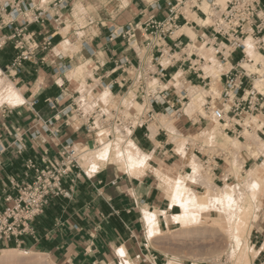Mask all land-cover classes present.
Wrapping results in <instances>:
<instances>
[{
  "label": "crops",
  "instance_id": "0c3cea01",
  "mask_svg": "<svg viewBox=\"0 0 264 264\" xmlns=\"http://www.w3.org/2000/svg\"><path fill=\"white\" fill-rule=\"evenodd\" d=\"M52 1L46 0V3ZM157 3L163 7L162 10H157ZM188 12L195 15L194 20L187 18L193 25L183 26L184 29L174 35L179 36L175 42L173 36V40L168 39L166 42L169 48H173L176 43L177 49L172 50L176 53L189 41H198L204 33L200 29L204 26L200 15L190 9ZM58 14L59 25L50 22L33 24L27 28V33L34 36L40 48L19 69L11 67L17 55L11 44L0 51L1 77L12 85V89L6 85V93L1 94V101L7 102L10 107H0V212L6 206L3 198L8 195L15 197L17 187L33 179L32 171L25 177L24 165L28 160H35L38 165L41 159L59 161L67 145L72 149L76 145L84 150L87 145L83 143L91 141L85 125L81 123L76 126L77 121L72 122L73 117L64 113L73 109L76 100L81 98L79 90L69 89L73 81L79 86L83 82L87 87L95 85L98 93L107 91L108 96L114 99L126 97L129 90L135 88L131 83L134 78L132 69L137 66L148 69L152 64L151 72H155L152 79L161 84L181 72V82L203 86L187 71L188 64L161 63L157 50L146 48L143 43L144 34L140 26L150 17L158 20L164 18L166 10L163 1L67 0ZM185 14L189 17L188 13ZM129 26L139 29L134 32L136 41L130 45L127 39L117 36ZM112 33L115 37L113 40L110 39ZM47 38H51V46L44 50L42 46ZM235 62H230V65L235 66ZM120 64H125V67H120ZM82 67L86 71L83 77H78L77 70ZM73 68H77L76 76H72L70 81L69 74ZM124 68L123 73L121 69ZM160 70L165 77H160ZM12 90L17 92L23 103L14 106L10 97ZM219 90L221 92L220 86ZM136 96L138 98V93ZM174 99L171 95L170 100ZM134 103L142 106L138 101ZM152 109L156 115L163 113L161 107L154 106ZM184 115L178 120L182 131L195 132L199 129L201 120L193 122L188 115ZM148 127L147 132L137 129L132 137L130 134L139 151L153 154L148 164H144L148 168L140 169L142 175L131 174L136 169L130 168L125 157L121 160L122 168L112 161L103 163L93 175L81 168L78 178L70 175L62 182L68 197L51 198L44 213L30 224L33 236L24 235L17 240L0 242V250L25 245L58 264H123V260L135 264H167L169 257L155 248L159 246L157 240H149L152 233L149 234L144 212L156 213L159 230L166 233L174 231L176 225L172 217L178 214V206H171L165 184L156 178L154 171L165 180L169 173L182 175L191 169L185 164L186 161L178 159L173 148L167 149L169 145L173 147L166 137L168 131L162 129L167 133L164 134L159 129L153 142L149 139ZM93 148H98L97 144ZM113 164L118 166V170L111 167ZM166 169L172 172L166 175ZM222 174L223 169L219 166L212 175L215 184L220 183ZM189 186L202 188L194 184ZM262 208L264 214V200ZM262 228L264 217L252 226L250 248L264 246ZM117 247L124 248L125 257L116 254ZM251 263L263 264L264 259L251 257Z\"/></svg>",
  "mask_w": 264,
  "mask_h": 264
},
{
  "label": "built area",
  "instance_id": "2783aa9c",
  "mask_svg": "<svg viewBox=\"0 0 264 264\" xmlns=\"http://www.w3.org/2000/svg\"><path fill=\"white\" fill-rule=\"evenodd\" d=\"M66 1L53 0L50 3L45 2L43 7H40L41 2L36 3L35 0H0V51L7 44L12 45L17 55L11 67L19 69L22 63L29 61L40 48L35 42L34 36L27 33V28L33 24L50 22L59 25L58 12L66 5ZM159 1L164 3L166 10L164 18L158 20L156 17H150L140 26V30L144 34L145 47L156 49L159 60L166 52L170 59L169 64H188L187 71H190L201 82L202 88L210 92L211 78L205 76L203 69L200 68L204 65L205 60L194 51L188 53L190 44L194 45V42L189 41L177 53L175 50L172 51L177 49L176 43L173 48H169L166 43L168 39L173 40L172 36L179 28L191 23L188 21L184 9L187 4H192L191 11L198 13L203 21L208 18L210 20V24L200 27L204 33L199 36L198 41L195 42L196 45L215 51V58L223 65L231 64L233 57L239 55L238 60L234 63L236 65L226 71L223 70L224 72L222 71L219 75L217 83L221 88L220 104L212 96H207L203 105L204 115L215 120L225 135L242 141H245V138L241 124L245 119L260 116L263 121L256 120V127L249 128V131L254 132L264 142V95L254 88L255 81L259 78L264 80V75L261 77L257 73H250L241 65L242 62H249L244 47V42L249 37L255 42L256 51L264 55V16L261 15L264 13V0H224L223 6L216 4L215 0ZM203 2H207L210 6L208 15L199 8ZM155 7L157 10L163 9L158 3ZM153 8L151 6V10ZM181 21L182 24H180ZM136 30L139 31L137 27L132 29L129 26L126 30H121L117 36L127 39L128 45H130L136 41L134 35ZM114 38V33H112L110 39ZM176 40L178 38H175L173 42ZM50 46L51 38H47L42 48L45 50ZM176 55H179L178 58ZM149 66L148 69H140L139 66L132 69L134 78L131 83L135 85L138 93L136 100L144 107L141 124H135L133 117L124 114L122 106L106 111L104 105L97 102L93 111L87 116L88 126H84L87 134L94 132L97 134L101 131L104 133V138L112 141L118 133L125 136L127 132H131L132 137L137 129H145L147 132L148 123H152L156 116L152 109L154 106L161 107L162 114H169L175 120H179L182 115L185 116L184 106L188 99L185 94H182L183 91L177 95L162 89L159 85L148 89L147 80L152 79L155 75V72L150 71L152 64ZM120 67H125V64H120ZM121 70L123 73L125 72V68ZM159 74H161L160 77H165L161 70ZM172 79L173 76L167 80L166 84ZM182 83L190 85V82L182 81ZM171 95L175 98L173 101L170 100ZM78 103L80 102H77L73 109L64 113L71 117L74 114L77 117H82L83 114ZM217 105H220L221 109L216 108ZM198 120L207 121L202 116H199ZM97 125L100 127L98 128ZM162 132L166 133L164 130ZM93 145L96 146L95 141H93ZM71 150L72 148H69L68 145L64 147L59 161L41 159L40 165L35 160H28L25 163V177L29 171H32L34 176L31 181L17 187L15 197L8 195L3 198L6 206L0 212V242L17 240L24 235L33 236L30 224L44 213L49 200L68 197V193L62 187L63 180L70 175L78 178L81 172V168L74 160L65 162L66 158L67 160L70 158ZM220 156L207 155L204 157L205 168L210 165L208 164L210 161L213 162V165L210 166L212 175L219 167L218 162H222L224 165L223 157H228L225 152H222ZM258 160L260 157L256 160L248 159L244 167L248 162ZM220 183L223 184L221 180Z\"/></svg>",
  "mask_w": 264,
  "mask_h": 264
},
{
  "label": "rangeland",
  "instance_id": "374dc122",
  "mask_svg": "<svg viewBox=\"0 0 264 264\" xmlns=\"http://www.w3.org/2000/svg\"><path fill=\"white\" fill-rule=\"evenodd\" d=\"M35 2L36 3L37 2H41V0H35ZM187 6L191 7L192 4L189 3V4L186 5V7ZM184 12H185V9H184ZM187 12L188 11L186 10V13ZM190 16L192 18L193 17L195 18V15H191L190 14ZM192 25L193 24H189V26H192ZM186 40H187V38H186ZM207 50L209 52H213V51H211V49H207ZM209 56L210 55H208V62H210L212 65H208L206 63L207 65L204 64L202 67H200L201 69H204V72H206V69L209 66H213L214 65V68L216 70H220L217 73V75H219L221 70H223L225 68L228 69L230 67L229 65H227L226 67H223V65H221V64H219L217 62L213 63V61L209 59ZM238 58H239V55H235L233 57V59H232V62L237 61ZM242 66H243V68H245L247 70V67L244 66V64H242ZM76 69L77 68H73V70L69 74L70 81H71V77L72 76H76V71H75ZM226 69L224 71H226ZM150 71H152V69H150ZM77 72H79V70H77ZM1 74L2 73L0 72V82H5V84L9 88H11L12 85L9 84V82L6 81V79L1 77ZM82 77H83V75H82ZM209 77L213 81V77L215 78V75H209ZM149 81H152V80H149V79L147 80V87L150 90L151 88H149V84H148ZM216 81H218V79H216ZM83 83L80 86V88L78 89V90L81 89L79 91L80 97L82 96L83 99L85 98V100H81V101L79 100L80 103H78V107L81 110L83 116L82 117H80V116L77 117L76 114H74L72 122L75 123L77 121L76 126L80 125L81 123L86 125V126H88L87 116L93 111V108L97 105V102H101L104 105V108H105L106 111H109L111 109H116L118 106H122L124 114L133 117L135 124H138L137 123L138 120L135 118V116H134L135 114H134V111H133L134 107L135 108L137 107V103L136 104L134 103V102H137L135 100V98L137 97L136 96L137 95L136 88L129 90V92L131 91V93L134 94V97L132 98V101H131V103L133 102L134 105L132 106V108H130L131 106L128 107L126 105V102H125L130 93H128V95L125 97V99H124V96H122L120 98L118 97L116 99L107 96L106 98L102 99L101 97H103L104 91H101V92L98 93L96 91L97 86L94 85V86L87 87L85 85V83L84 84ZM179 83L180 84L177 85L178 87H174L172 85V86L167 87L166 90H169V91L170 90H174V92L177 93L178 95L180 94V92L184 91L185 89L187 90L188 85H183V83L181 82V77L179 78ZM205 90L208 91L207 89H205ZM216 90H217V95L212 96V97H213L214 100H218V103L220 104L221 100L219 98V96H220L219 87ZM3 93H6L5 88H0V107L3 106V105L9 106L7 102L1 101V97H3L1 94H3ZM259 93L263 94L264 91L262 90ZM133 94H132V96H133ZM14 95H18L16 91L11 92L10 97L12 98L14 106H17L20 103H16V101L14 99ZM209 95H211V94H209ZM209 95H207V96H209ZM105 100L108 101V102H105ZM82 101L86 102V104L84 102H82ZM76 102H78V101L76 100ZM122 103H123V105H122ZM204 104H205V100H203L201 102L202 107H203ZM84 105H86V106H84ZM184 108H185V106H184ZM216 108L221 109V106L217 105ZM85 110H86V113H87L86 116H84L85 115ZM184 110H186V112H187V108L184 109ZM202 110H203V108H202ZM142 114H143V112H141L140 116L138 117V118H140V120H142L141 119ZM197 114L198 113H193V116L194 117L196 116L198 119H199V116H202L207 121H205V122L202 121L201 124L199 125V129H197L195 132H189V131L185 132V131H182V130L181 131L171 130L169 132V134L166 133L167 134L166 137H167L168 143L173 145V147L171 145H169V147H167V149L173 148V153L178 156V159H181V160H182V158H181L182 156L177 154V152L175 151L176 150L175 147H176V142L178 140H181L182 138L184 139L182 148L184 149V151L186 153L188 152V155H189L190 158L194 157V158H191V159H194V160H188L185 163V164H187L190 167L191 173L188 170V171H184L182 173V175L179 174V173H177V175H173V173L172 174L169 173L167 175V173L169 171H171V170L170 169H166L165 171H166L167 179L165 178V180H163L154 171V174H155L156 178L158 180H161L163 182V184H165L164 186L166 187V195H167V198L170 201V204L172 203V200H175V199H177L178 202H179V204H177V203L176 204L175 203L171 204V206L177 205L178 206L177 208L179 209V210L176 209V213H178V214L176 216L172 217V220L178 219V217L182 214V208L184 206L183 204L185 203V197L190 195V194L194 195V194L198 193V196L196 195V197L194 199L195 203L204 205V207H209L210 206V200L200 196L207 189L206 182L209 183V184L210 183H214L212 174L210 172V169H211L210 166L213 165V162L210 161L208 163L210 165L207 166V168H205L204 165H203V161L205 159L202 158L204 155L221 157L220 154L222 152L226 153V155L228 157H223L224 161H225V164L222 165V162H218V165L223 169V173L224 172H228V176H229L228 178L229 179L227 181V184H237V185L241 186L243 184L244 179L247 178L249 170L251 172H257L258 171L259 174L262 177L264 175V154H262L260 156V160H258L256 162L250 161V162H248L246 164V166L244 168H241L239 166V164H238V161L241 162L242 164H245L246 160L251 159V158L246 156V153L243 150L238 155H235L232 158L229 155V153L227 152V149L225 148L226 146L229 145L230 141H229L228 138H226V136H224V133L220 130V128L218 126V123L216 121L214 123V121L210 117H207L204 114L203 115L202 114L201 115H199V114L197 115ZM187 115L192 119V117L190 116L191 114H187ZM209 118L211 119V121H210ZM79 120H81V121H79ZM171 120H173V122L176 123L178 128L181 127V123L178 122V120L176 121L174 117H171ZM245 120H248V119H245ZM256 120L263 121L262 117H260V116L256 117ZM256 120H255V122H256ZM151 124H153V122L152 123H148V125H151ZM213 126L215 127L214 132H215V135H216V141L213 142V143L206 142L203 139V136H200V132L203 133V132H206V131H210ZM142 131L144 132L143 129H142ZM94 133H90L88 135H89V137L92 140L93 139H95V140L97 139L98 140V143H97L98 148H92V149H96L95 150L96 151L95 154L91 155V157L89 156L84 161L79 160V162H82L84 164L88 163L89 161L93 160L94 156L96 154H98L99 151L103 150L107 146V150L109 151V155H110L109 158L112 159V160L109 159L108 161L116 162L122 168L121 160H123L124 157H125L124 153L122 151H124V147H126V141L123 142L122 135L120 133H118L114 137V139L111 141L109 139L107 140L106 138H99V135H95ZM195 133L197 134L196 135L197 137L196 136L195 137L192 136V135H195ZM252 133L255 134L254 132H252ZM229 137L234 139V137H232V136H229ZM185 138L187 140H185ZM101 140L104 141L103 144L101 143ZM239 141H241L242 143L243 142L245 143V141H242V140H239ZM83 145L85 146L86 144L83 143ZM203 146H206V147L204 148ZM92 149H87V150H92ZM114 149H116V151ZM87 150H85V151L81 150L79 148V146L75 145V147L73 148V153H74V156H75L76 154L85 153V152H87ZM190 154L193 155V156H191ZM71 160H74L77 163V161L75 159H71ZM68 161H70V160H67V158H66L65 162L67 163ZM145 162H146V164H148V161H145ZM103 163H105V162H102V165H103ZM106 167H108V165ZM111 167L116 168L118 170V166L116 164H113ZM228 167H231V168L229 169ZM144 168L147 169L148 165H144L142 169H144ZM194 168L196 170L195 172L193 171ZM86 170H87V168H86ZM195 175H197V176H195ZM189 177H191L192 179H189ZM222 177H223V174L221 175L220 179H222ZM176 178H180V179L183 180V185L184 186L182 188H179V186L176 185V183H175L176 182ZM193 179L196 180V183H193ZM257 180L258 179H256V181ZM261 180L262 179H260V177H259L258 182L261 183L262 182ZM222 182H223V184L222 183H217L216 185L221 187V188H224L226 186L225 185L226 183H224V181H222ZM189 184L199 185L202 188L201 189H194L193 187H190ZM233 195H234V197H232V199H235V201H234L235 203L233 204L232 207H235L236 209L237 208L239 209L241 207V201H243V200H245L246 204L250 206L251 209L249 211V215L247 217V220H246V222H244V225L242 226L243 227L242 230L239 231L236 234L237 237L236 236L235 237H230L227 241L225 239L228 238V237H226L225 239L222 237L219 240H215L213 244L215 246L219 245V246H217L218 248L222 247V249H224L222 254H220V256L218 258L214 259L211 263H207V262L201 261L203 263H206V264H252L251 263V257H252L251 256V250L252 249L249 246V236H250V232H251L252 226L260 218L264 217L263 208H262V203H263V200H264V193H262V195H260L256 190H253L252 188H249V187L248 188L244 187L241 190H238V192L236 194L233 193ZM189 209H190L189 211L192 213L193 212L192 208L190 207ZM201 216H204V213H202ZM214 217L215 218L213 219V221H220V222H225L226 221L225 214L223 212H220L219 210L214 213ZM204 221L206 223H209L211 220H210V218H204ZM155 222H157V225L155 227L153 226L152 230H154V231L152 232L151 237H149V240L152 242L153 240L156 239V237L158 235H162V234L165 235V237L160 238V239L157 240V242L159 243V246L155 247L157 250L162 251L163 253H165V251H171V250L175 251V249H177V246L181 247L182 243H185L187 241V240L186 241L178 240V238L176 239L175 238L176 234H170V232L161 233V231L159 230V226H158V220L156 219ZM184 226H179V227L175 226L174 227V231L176 230V232H178L179 229L184 228ZM193 241H194L193 245L196 244V243L199 245L200 242H201V240H199V239H195ZM187 242H189V241H187ZM210 242H212L210 239H206L205 240V243L209 244ZM179 243H181V244H179ZM189 243H191V242H189ZM197 244H196V246H198ZM169 247H170V249H169ZM8 249H13V248L9 247L7 249L4 248L3 250H8ZM14 249L26 252L29 255L25 256V258H23L21 260L0 262V264H33L32 260H34V259H31V256H30L32 254V252H35V253H38V254L42 255L43 261L46 264H58L55 261H50L49 258L46 255L42 254L41 252L30 250L29 246L22 245L21 248H14ZM166 255L169 257L168 261L173 260L174 263H177V264H186V263L199 264V263H201L200 261L195 262V260H193L191 258H181V257L180 258H173L172 256H170L168 254H166ZM126 261L129 262V260H126ZM40 264H42V263H40Z\"/></svg>",
  "mask_w": 264,
  "mask_h": 264
},
{
  "label": "bare ground",
  "instance_id": "6f19581e",
  "mask_svg": "<svg viewBox=\"0 0 264 264\" xmlns=\"http://www.w3.org/2000/svg\"><path fill=\"white\" fill-rule=\"evenodd\" d=\"M215 3L223 6L224 0H215ZM200 7L202 9V10L201 9L200 10L203 13H205L207 15L210 13V6L208 5L207 2H203L199 6V8ZM189 9H190V6H187L185 8V13H186V10L188 11ZM187 13L189 14L188 15L189 17H187V18L194 20V17L192 18L190 16V12H187ZM192 15H194V14H192ZM199 24L201 25L200 21H199ZM203 24L204 25L210 24L209 18L206 21H204ZM182 28L183 27L179 28V30H182ZM174 35H173L174 39L179 37V36L175 37ZM245 42H244L245 53H246L247 58L249 59V62H242L241 65L244 64V66L247 67L248 72L257 73V74L261 75V77H263V75H264V55L258 53L255 49V46L251 50V55H249L250 50L247 48V45ZM189 49H190V51H188V53L189 52L191 53L194 51L198 56L202 57L205 60V63H204L205 65H207V64L212 65L210 62H208V55H210L209 59L212 60L213 63L217 62V63L221 64L214 56L215 51L209 52L204 46H202V47L197 46L195 42H194V45L190 44ZM176 56L178 58L179 55H176ZM160 62L165 63V64L170 63V59H169L168 54L166 52H164V56ZM221 65H223V64H221ZM227 65H229L231 67V65L229 63H227L226 65H223V67H226ZM84 68L82 67V68L78 69L79 70L78 77H80L86 71ZM225 69H223V70H225ZM228 69H226V70H228ZM223 70H221V72ZM203 71H204V69H203ZM219 71L220 70H216L214 68V65H213V66H209L206 69V72H204L205 76L215 75V78L213 77V81L211 80V82L209 84L211 92L206 91L202 87L191 86V85L188 86L187 90L185 89L182 92V94H185L187 99H188V102L185 104V108H184V109L187 108V112H186V110H184V113L185 114L186 113L191 114L190 116L192 117L193 122H196L198 120V118L196 116H195L196 118L193 116V113H198L199 115L204 114L203 110H202L203 107L201 105V102L203 100H205L207 95H209V94H211L210 96L217 95L216 89L219 86H218L216 79H219L220 74L217 75V73ZM180 76H181V72L177 73L175 76H173L172 81H170L168 84H166V83L161 84L156 79H150L152 81H149V83H148L149 88L153 89L157 85H159L162 89H164V88L166 89L167 87L172 86V85L174 87H178L177 85L180 84L179 83ZM0 86H1L0 88H6L5 82H0ZM79 88H80V86L77 85V82L73 81L71 83V87L69 89H70V91H74V90H78ZM254 88L259 92L262 90L264 91V80H263V78H259L255 81ZM128 93H130V94L127 97L125 102H126V105L128 107L131 106L130 108H132V106L134 104H133V102L131 103V101H132V98L134 97V94L131 93V91ZM132 94H133V96H132ZM263 95H264V93H263ZM124 99H125V97H124ZM79 100L80 101L85 100V98L83 99L81 96V98H79L77 101L79 102ZM82 102H84V101H82ZM84 103L86 104V102H84ZM122 105H123V103H122ZM84 106H86V105H84ZM133 111L135 114L134 115L135 118L138 120L137 123L141 124V120L138 117L140 116L141 112H144V107L137 105L136 108L134 107ZM255 120H256V117L255 118L253 117L251 119L245 120L244 123L241 124V126L243 128V137L245 138V143L244 142L242 143L241 141H239L235 138L233 139V138L224 134V136H226V138H228L230 141L229 145L226 146L225 148L227 149V152L229 153V155L232 158L235 155H238L240 152H242V150L246 153V156H248L249 158L254 159V160L259 158L262 154H264V142L262 140H260L256 134H253L251 131H249V128L256 127ZM210 121H211V119H210ZM213 121L215 123V120H213ZM214 126L212 127L213 130L211 129L212 131L210 130V131H206L203 133L200 132V136H203V139L206 142L213 143L216 141V135L214 132L215 127ZM159 129L160 130L164 129L168 132H170L171 130H174V131L183 130V129L178 128L175 125L173 120H171V117L169 114H167V115L166 114H160V115L155 116L153 124L149 125V127H148L149 139L151 141L155 142V136L157 135ZM100 132H98V133H100ZM130 134H131V132H127L125 134V136H122L123 142L126 141V147H124V151H122V152L124 153V156L126 158L128 165L130 166L133 163H138V161L143 159L144 157H150L146 161H149L150 159H152L153 158L152 153H143V152L139 151V149L132 142V140L130 138ZM95 135H99V134H95ZM196 135L197 134L195 133V135H192V136L195 137ZM99 138H104V137H101L99 135ZM185 140H187V139L185 138ZM91 141H92V143H93V141H95L96 144L98 143L97 139L96 140L91 139ZM183 142H184L183 138L176 142V147H175L176 150L175 151L177 152L178 155L182 156L181 158L184 161L194 160V159H191L194 157L190 158L188 155V152L186 153L184 151V149L182 148ZM88 148L89 147L86 146L84 148V151ZM95 150L96 149L87 150V152H85V153L76 154L74 156L73 149H72L71 150V156L68 160L75 159L77 161V164L80 166V168H82L85 171L86 170L85 164L82 162H79V160L84 161L89 156L91 157V155L95 154V152H96ZM114 150L116 151V149H114ZM153 152H154V150H153ZM108 154H109V151H108ZM191 156H193V155H191ZM129 158H131V159H129ZM238 164L241 168H243L244 164H242L239 161H238ZM228 168L230 169L231 167H228ZM195 176H197V175H195ZM228 177H229L228 172H224L223 177L221 179L222 181H224V183H226L225 184L226 186L224 188H221L214 183L209 184L206 182L207 189L200 196L210 200V206L209 207H204V205L197 204L194 202V199H195L196 195L198 196V193H196L194 195L190 194V195L185 197V203L183 204L184 206L182 208V214L178 217V219L172 220L173 224H175L178 227L184 226V225L185 226H184V228L179 229L178 232H176V230L171 231L170 234H176L175 235L176 239L178 238V240H182V241L187 240L191 243L186 241L185 243H182L181 247L177 246V249H175V251L174 250L165 251L166 254L172 256L173 258H180V257L181 258H191V259L195 260V262L203 261V262L211 263L214 259L218 258L224 250V249H222V247L221 248L219 247L220 248L219 249L217 247L219 245L215 246L213 244L214 241L219 240L222 237L224 239L226 237H228L225 239L226 241L230 237H235V236L237 237L236 234L242 230V228H243L242 226L244 225V222H246L247 217L249 215V211L251 208L249 205L246 204L245 200L241 201V207L239 209L232 207L233 204L235 203L234 202L235 199H232V197H234L233 193L236 194L238 192V190H241L244 187L251 188V184L254 182L257 185H259V187L256 189V191L260 195H262V193H264V180H263L264 175L262 177L258 171L257 172L248 171L247 178L244 179L243 184L241 186H239L237 184H227ZM259 177H260V179H262L261 183L258 182ZM256 179H258V180L256 181ZM177 180L180 181L179 188H182L184 186L183 180L180 178H176V181ZM174 203L179 204L177 199L172 200L171 204H174ZM190 207L193 210L192 213L189 211ZM218 210L225 214V216H226L225 222L213 221V219L215 218L214 213ZM202 213H204V216H201ZM204 218H210L211 221L209 223H206L204 221ZM156 219H157V216L155 213V219L152 222V224L150 225L147 222L148 229L151 227V230H152L153 226L155 227L157 225V222H155ZM153 231L154 230H152V232ZM163 237H165V235H163V234L158 235L155 240H158V239L163 238ZM195 239L201 240L199 245L196 243L198 246H196V244L193 245V242H194L193 240H195ZM206 239H210L212 242H210L209 244L205 243ZM179 244H181V243H179ZM169 249H170V247H169ZM27 255H29V254L26 252L17 250V249L1 250L0 251V262L21 260V259L25 258V256H27ZM30 256H31V259H34V260H32L33 264H40V263L46 264L43 261L42 255L35 253V252H32V254ZM127 264H135V263L129 261V262H127ZM167 264H174V261L173 260L168 261Z\"/></svg>",
  "mask_w": 264,
  "mask_h": 264
},
{
  "label": "snow or ice",
  "instance_id": "6c2138e0",
  "mask_svg": "<svg viewBox=\"0 0 264 264\" xmlns=\"http://www.w3.org/2000/svg\"><path fill=\"white\" fill-rule=\"evenodd\" d=\"M45 2H46V0H41V4L39 6L43 7ZM261 15L264 16V13H262ZM245 43L247 45V48L250 50L249 51V55H251V50L254 48L255 42L252 40L251 37H249L248 40ZM57 83H60V81H57ZM108 95H109L108 92L105 91L104 92V96L101 97V98L104 99ZM14 99H15L16 103H23V100L18 95H14ZM105 102H107V101H105ZM9 103H11V99L9 100ZM85 114H87L86 110H85ZM97 127L99 128L100 125H97ZM98 134L101 137H103V135H104L103 132H100ZM101 143L103 144L104 141L101 140ZM149 158L150 157H144L143 159L139 160L138 163L131 164L130 168L136 169V171L131 172V174H133V175H142L143 172L140 171V169L143 168V166L145 164V161L147 159H149ZM129 159H131V158H129ZM108 160H109V156H108V151H107V146H106L103 150L99 151V153L94 156L93 160H91V161H89L88 163L85 164V167L88 170V174L89 175L95 174L99 170V168L102 167V162H107ZM193 171L194 172L196 171L195 168H194ZM189 179H192V178L189 177ZM175 183H176L177 186H179L180 181L177 180ZM193 183H196L195 179H193ZM258 187H259V185H257L254 182L251 184V188L253 190H256ZM144 219L151 225L152 222L155 219V214L154 213H150L147 210H145ZM261 231L264 232V228H262ZM151 233H152V230H151V227H150L149 228V234L151 235ZM251 248H252V250H251L252 258L261 257V259H264V246H251ZM89 250L91 251V248H89ZM116 254L118 256H120L121 258L125 257V255H126L125 250H124L123 247H117L116 248ZM123 264H127V261L123 260Z\"/></svg>",
  "mask_w": 264,
  "mask_h": 264
},
{
  "label": "water",
  "instance_id": "95a60500",
  "mask_svg": "<svg viewBox=\"0 0 264 264\" xmlns=\"http://www.w3.org/2000/svg\"><path fill=\"white\" fill-rule=\"evenodd\" d=\"M87 146H88L90 149H92V148H93V143H92V141H89L88 144H87Z\"/></svg>",
  "mask_w": 264,
  "mask_h": 264
}]
</instances>
